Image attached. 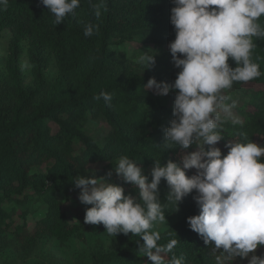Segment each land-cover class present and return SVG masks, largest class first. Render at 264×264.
<instances>
[{"label":"trees","instance_id":"16d2710c","mask_svg":"<svg viewBox=\"0 0 264 264\" xmlns=\"http://www.w3.org/2000/svg\"><path fill=\"white\" fill-rule=\"evenodd\" d=\"M97 3L102 5L99 19L92 7ZM174 6L173 0H81L76 16L59 25L40 0H9L7 9L0 10V40L5 31L11 33L6 78L0 77V239L8 237L16 247L31 250L44 238L64 244L85 234L98 235L106 230L102 224H86L82 210L77 212L78 221L72 222L66 204L58 198L59 194L73 197L75 204L82 205L80 189L73 184L75 177L95 171L98 178L119 184L126 195L139 198L138 189L123 183L115 173L120 156L134 160L149 180L155 161L163 166L169 160L180 163L186 153L176 146L164 147L165 129L174 119L167 99L174 101L177 93L159 96L144 88L151 78L174 83L180 70L172 56L165 61L164 71L141 74L111 50L113 38L124 44L135 33H144L159 46L170 45L176 38L171 24ZM259 22L264 26V17ZM88 24L99 26L91 37L84 35ZM253 41L252 59L262 75L234 84L250 95V102L242 109L243 123L223 122L224 140L216 145L223 155L228 154L226 144L230 141L264 146V39ZM25 45L31 67L30 86L25 84L20 69ZM229 63L237 66L231 60ZM51 66L56 69L53 78L48 75ZM102 92L112 95L110 105L102 97L95 99ZM100 117L110 128L103 146L84 130L89 120ZM196 150L193 146L187 152ZM94 166L98 168L91 169ZM41 167L45 169L34 171ZM195 174V169L187 172L189 177ZM169 191L162 180L159 198L165 216L182 219L161 233L159 244L178 241L166 260L175 255L183 257V264H218L220 256L221 264H248L245 259L227 260L214 253L213 247L191 230L188 218L200 214L193 199L195 191L184 198L179 210L168 203ZM6 202L21 207L22 212L7 211ZM35 203L46 207V212L30 228L28 218ZM18 220H22L21 225ZM143 243L139 236L119 234L117 247L94 256L92 264H151L138 251ZM256 254L264 257V246Z\"/></svg>","mask_w":264,"mask_h":264},{"label":"clouds","instance_id":"9594fccd","mask_svg":"<svg viewBox=\"0 0 264 264\" xmlns=\"http://www.w3.org/2000/svg\"><path fill=\"white\" fill-rule=\"evenodd\" d=\"M54 15L59 25L68 17H75L81 0H40ZM171 24L176 38L169 49L174 66L179 69L174 83L148 80L146 90L159 96L176 91L170 127L165 129L164 147L176 146L186 154L180 163L169 160L166 166L159 161L151 171V180L144 170L128 156H120L115 173L123 183L138 189L139 198L125 194V188L91 175L74 178L80 189L78 199L86 209L85 223L103 225L109 236L123 234L139 236L144 243L139 253L151 264H183V257L172 255L176 239L159 244L158 224L167 223L159 198L161 181L170 191L167 201L179 210L184 198L193 197L200 214L188 218L191 230L204 243L213 247L227 260L245 259L248 264H264V257L256 253L264 246V146L252 141H230L223 155L216 145L224 140L222 124L231 119L241 121L233 114L237 101L226 94L235 83H247L262 73L252 59L253 38L264 39V0H173ZM9 0H0V10H6ZM97 19L102 5H92ZM99 26L88 24L84 35L91 37ZM183 57V58H181ZM237 65L233 68L229 61ZM136 63L146 70L155 63V55L144 52ZM22 67H27V64ZM111 104L112 95L102 92L95 99ZM245 139L246 135H245ZM197 149L188 153L191 147ZM207 146V147H206ZM197 174L189 177L187 172ZM111 175V174H109ZM214 242V245H213ZM221 264V257H217Z\"/></svg>","mask_w":264,"mask_h":264},{"label":"rangeland","instance_id":"374dc122","mask_svg":"<svg viewBox=\"0 0 264 264\" xmlns=\"http://www.w3.org/2000/svg\"><path fill=\"white\" fill-rule=\"evenodd\" d=\"M11 33L5 31L0 40V77L6 78V65L9 58ZM111 50L115 57L126 62L131 69L141 74H149L153 72H161L165 70V61L171 56L169 45L159 46L152 42L150 38L145 37L144 33H135L132 39L124 44L119 43V38L111 40ZM144 52H149L155 55V65L146 70L141 65L136 63L137 58ZM27 64V67H22ZM20 69L26 85L32 84L31 67L27 57V46L25 45L24 54L21 60ZM56 74V69L51 66L48 75L53 78ZM176 92V91H174ZM226 94L231 95L237 101L236 108L233 109V114L241 123L245 120L242 113L243 107L250 102V95L235 88L228 91ZM170 108H174V101L167 99ZM232 122L231 119H226L224 122ZM53 132L57 131L54 124H51ZM84 130L87 135L93 138L100 146L104 145L103 138L109 133L110 128L106 121L100 117L98 119L89 120L84 125ZM94 166L91 169H96ZM45 168H35L34 171H42ZM60 201L66 204V210L72 222H77V212L82 210L86 214V209L91 205H77L74 203L73 197H65L62 194L58 195ZM4 208L7 211L15 210L19 215L22 208L6 202ZM34 212L28 218V226L32 228L35 222L44 217L46 207L40 203L33 205ZM182 219L181 216L166 217L167 223L158 224L157 230L161 233L170 229L173 225ZM17 220V218H16ZM18 225L22 224V220L17 221ZM11 240L5 238L0 239V264H92V258L98 254H104L113 251L117 247V236H109L106 230L98 235L85 234L82 238L74 237L67 243H60L52 238H44L40 240L38 245L31 249L25 250L19 246H15Z\"/></svg>","mask_w":264,"mask_h":264}]
</instances>
